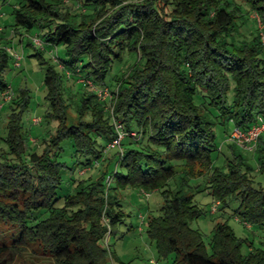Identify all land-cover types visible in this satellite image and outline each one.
I'll return each instance as SVG.
<instances>
[{"label":"trees","instance_id":"trees-1","mask_svg":"<svg viewBox=\"0 0 264 264\" xmlns=\"http://www.w3.org/2000/svg\"><path fill=\"white\" fill-rule=\"evenodd\" d=\"M250 10L262 26L244 34ZM11 14L12 36L37 31L63 56L54 65L33 45L45 63L51 112L43 118L56 122L38 151L22 126L24 91L3 99L12 60L5 47L14 44L0 35V264L28 247L56 264H106L103 236L125 222L118 194L128 187L159 196L144 206V230L159 252H174L171 264H264V185L248 175L264 176L261 133L255 167L234 143L232 158L216 163L234 126L264 118V0H19ZM81 79L108 87L114 101L99 100ZM115 121L123 134L109 146ZM196 163L209 170L217 209L236 199L256 227L246 248L218 222L208 251L190 226L203 213L185 190Z\"/></svg>","mask_w":264,"mask_h":264},{"label":"rangeland","instance_id":"rangeland-1","mask_svg":"<svg viewBox=\"0 0 264 264\" xmlns=\"http://www.w3.org/2000/svg\"><path fill=\"white\" fill-rule=\"evenodd\" d=\"M18 1L19 0H0V12L2 14L1 26L4 28V33H7L8 35V37L4 38V41L8 39L10 42L9 44H11L15 40L14 48H16V50L22 55L20 66L18 67L14 66L12 60L8 61V69L4 73V79L10 84L14 97L20 94L21 90L24 91L26 107L23 111H20L22 126L29 133L28 143H33L34 147L40 151L42 147L40 137H48L50 133L53 132L56 122L50 121L48 123L44 121L43 118L45 113L51 112V108L45 98V86L43 83L45 63H40V57L35 54L33 45L38 47L43 59L54 65L57 63L56 56H63V46H47L42 42L41 44L36 43L33 39H31L30 35L32 36L36 34L39 37L40 34L37 31L12 36L13 33L11 32L10 24L13 22V15L11 14V9L13 5L18 3ZM261 26L262 24L257 14L250 10L246 15L244 22L240 23V31L244 34H248V32L252 31L254 28H261ZM1 33L2 30L0 31V34ZM19 37L20 41H18ZM26 38H29L32 45L26 44ZM20 43H22V48L19 46ZM2 44L3 43H0V45ZM81 80L86 81L84 79ZM86 83L88 86H86L87 88L85 90L87 91L90 88L92 91V81L87 80ZM115 96L116 94H111V96L107 97L105 100L113 102ZM15 108V111L18 112L21 107L15 105ZM70 110L71 109H69V113H71ZM6 112L7 111H3L0 114V136L5 133L4 125L6 121ZM34 119L37 123H35ZM117 122L118 121H116V123ZM114 127H116V124ZM118 132L121 133L122 136L123 131ZM218 136L220 135L218 134ZM225 136L227 137L228 135ZM261 137L264 140V131L261 132ZM68 142L69 141L66 140L63 141L62 144L67 146ZM229 143L233 142L227 140L220 142L217 147V152H219L220 155H218L217 158L215 157L217 152L212 155L217 159V164L220 163V156H225L229 159L232 158ZM240 143L241 145H244L243 141H240ZM257 143L258 139H256L255 148L251 150L234 143V148L241 151L247 157L249 164L253 167L256 166L255 150L257 148ZM2 146H4V142L0 143V147ZM27 147L30 148L29 146ZM101 166L102 165H98V167ZM192 169L194 177L188 181L187 186H185V190L189 193H193V200L197 203L198 207L203 209V213L200 216L193 218L190 221V226L200 231L208 251H210L209 239L215 224L218 222H225L228 226H230L235 235L243 239V247L246 248L249 241L254 239L252 237V232L256 227L250 222H245L242 219L241 214L237 211L238 200L232 199L228 201L227 205L221 210H218L217 207L219 199L216 198L213 200V196L209 192L210 188L206 187V177L209 174V170L199 163L194 164ZM97 171L98 169H93L91 171L92 174H90L91 177H94L97 174ZM248 175L252 178V184L254 186L257 185V181L263 183L264 185V176H260L257 170H249ZM177 176L178 174H176L175 178ZM118 195L122 198V200L125 199L123 207L126 212L124 217L125 222L120 225L119 231L116 235L109 236V231H106L103 236L106 248V264H151V259L155 260L157 264H171L174 252H159L154 244V241L148 238L147 233L144 230L145 225L143 218L146 214H148L147 209L144 206L150 203L156 204L159 196L151 192L145 193L142 190L129 187L123 189V192H120ZM100 223L109 228L108 224L103 221V217H100ZM256 232V237L257 234L263 233L260 229ZM109 252L112 253V257ZM8 264L56 263L51 257L43 255L39 252H34L30 247H28L17 253Z\"/></svg>","mask_w":264,"mask_h":264},{"label":"built area","instance_id":"built-area-1","mask_svg":"<svg viewBox=\"0 0 264 264\" xmlns=\"http://www.w3.org/2000/svg\"><path fill=\"white\" fill-rule=\"evenodd\" d=\"M1 12H0V31L2 30L1 26ZM31 39H33L36 43L41 44V39L36 35H30ZM7 52L11 55V58L13 60V64L15 67H18L20 65V60H21V53L18 52L16 49H14L11 46H6L5 47ZM91 87L93 91L96 92L97 98L99 100H105L107 97L111 96L110 89L106 86H94L91 84ZM13 92L10 87V85L7 87V89L3 92V99L4 100H9L12 96ZM35 123L37 121L34 119ZM116 124V130L121 131V123L115 121ZM264 131V118L262 116H257L256 120L254 123L249 126L248 128L242 129L239 126H234L231 131L228 133V136L226 138L227 141H231L233 143H236L240 146H243L246 149H254L256 145V139L257 136ZM121 133L118 132V135L116 136L115 139L112 140V142L109 144V146H113L114 144L118 143V139H120ZM240 141H243L244 145H241ZM109 177H106V180H108ZM151 264H157L155 260L151 259Z\"/></svg>","mask_w":264,"mask_h":264},{"label":"crops","instance_id":"crops-1","mask_svg":"<svg viewBox=\"0 0 264 264\" xmlns=\"http://www.w3.org/2000/svg\"><path fill=\"white\" fill-rule=\"evenodd\" d=\"M1 20H2V16H1ZM2 37H8L7 33H4V28L2 27V33L0 34ZM4 41V39H3ZM15 41V40H14ZM13 41L14 47H15V43ZM19 46H21L22 48V43L19 44ZM16 49V48H15Z\"/></svg>","mask_w":264,"mask_h":264}]
</instances>
